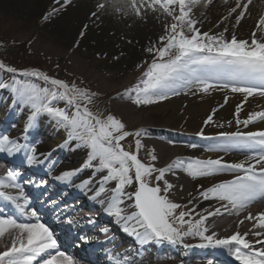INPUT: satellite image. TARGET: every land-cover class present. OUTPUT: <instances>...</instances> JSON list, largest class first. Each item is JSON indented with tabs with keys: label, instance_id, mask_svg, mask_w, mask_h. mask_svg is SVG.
Instances as JSON below:
<instances>
[{
	"label": "snow or ice",
	"instance_id": "obj_1",
	"mask_svg": "<svg viewBox=\"0 0 264 264\" xmlns=\"http://www.w3.org/2000/svg\"><path fill=\"white\" fill-rule=\"evenodd\" d=\"M200 2L201 0H105V3L97 5V11L111 4L117 12L124 15L131 12L138 18H144L145 12L154 11L172 20V23L165 25V35L159 38L162 46L147 49L149 53L154 52L151 63L142 71L138 82L125 90L124 95L136 105L154 104L168 99L170 95H179L181 91L195 95L197 92L227 89L232 93L245 94V101L253 94L264 97V36L257 38V34L253 32V38L249 42L237 39L235 35L231 39L226 38L227 28L215 34L201 32L197 27L199 21L194 18V7ZM68 3L70 0H64V4ZM240 7V0H236V7L229 9L228 16L223 17L221 22L236 13ZM243 7L247 9V4ZM92 15L96 16V13L93 12ZM244 15V11L236 15L237 24ZM257 27L264 30V17L257 22ZM0 73L11 74L6 81L0 78V90L10 92L11 107L26 108L29 112L21 138L0 133V153L9 158L22 155L29 167L44 165L51 158V153H39V142L29 140L28 134L36 126L38 118L47 115L66 134L59 147L75 142L76 147L87 150V158L81 168L62 171L53 179L72 185L73 178L84 168H93L94 174L106 173L100 177L95 188L88 187L92 183L91 179H85L75 184V187L81 191H91V198L97 200L104 207L105 213L120 222L122 230L135 237L141 245L153 242L158 245L164 242L175 245L182 243L187 236H198L206 241L198 247L235 244L238 247H235L231 255L240 264H264V247H254L246 239L247 233H235L222 239H216L215 234L206 235L208 229L204 222L209 216L219 214V208L208 212L207 216L200 215L195 220L190 218L191 210L177 212L182 206L169 199L173 185L165 179L166 173L174 174L175 169L184 171L193 179L229 174L231 179L215 182L203 189L200 192L203 199H215L222 202L221 207L231 206L236 210L243 209L258 199H264V130L220 132L215 137H206L201 129L198 136L218 141L208 151L228 153L240 150L250 154L236 162H228L222 156L215 159L176 157L165 167L156 168L151 163L142 162L136 152L126 150L121 143L129 135L142 136L143 129L130 133L113 115L104 116L99 111L90 110L89 105L96 93L79 87L75 82L68 83L37 70L20 71L4 63H0ZM18 76L23 78H17ZM39 81H43V84ZM225 100L227 101V97ZM61 103L64 104L63 107L58 106ZM240 110L241 106L238 105V126L242 123L247 128L257 120L264 121V111L252 112L247 119L240 121ZM215 111L213 109V113ZM212 121L213 116L209 115L204 124L208 125ZM135 147L138 152L141 148L140 139L135 140ZM189 147L195 148L197 145L191 144ZM156 159L155 155H151L152 161ZM51 168L52 165H49V175ZM153 174L157 182L154 185ZM20 177L21 173L12 166L0 176V200L14 206L27 219L29 198L21 185ZM160 181H163L162 187ZM112 182L114 187L109 188L108 185ZM45 184V181H40V185ZM129 186L135 188L134 192L126 190ZM6 189L16 190L15 194L5 191ZM106 193L108 195L105 199H100ZM126 201L132 203L126 204ZM51 203L55 205L56 202ZM36 216V210L32 209L31 217ZM247 218L253 219L251 214ZM256 219L258 223L254 227L264 228V213H258ZM67 222L72 223L70 219ZM89 223L92 221L89 220ZM9 229L16 230L19 235L13 236L11 246L0 251V264H73L72 257L64 252H49L57 249V240L39 219L35 222H20L11 214L5 216L3 208H0V237ZM254 234L264 236L260 232ZM256 243L264 245V239L257 240ZM44 254H47V258L38 260ZM108 254L112 264H121L119 255L111 256L110 251Z\"/></svg>",
	"mask_w": 264,
	"mask_h": 264
},
{
	"label": "bare ground",
	"instance_id": "obj_2",
	"mask_svg": "<svg viewBox=\"0 0 264 264\" xmlns=\"http://www.w3.org/2000/svg\"><path fill=\"white\" fill-rule=\"evenodd\" d=\"M13 6L21 7L27 6L29 10L39 12L43 9L45 5L51 4L53 0H8ZM235 0H201L200 4L194 7V18L199 20V23L203 21H213L209 23L208 29L206 24L197 25L201 32H209L210 34H215L218 32H223L225 28L228 31L225 33V37L231 39L232 35H235L237 39H243L251 41L253 38L252 34L255 32L257 38L264 36V30L255 27L254 30L246 29V26L251 22L256 23L264 17V0H242L243 4L247 3V9H245L244 19L242 23H239L240 27H234L236 25L235 17H229L225 20L222 28H213L217 19H221L228 14V7ZM100 3H105V0H70V3L64 4V0L60 1L57 5L51 6L49 9L53 10L57 14L66 12L65 15H60V21L54 23L56 33L54 36L59 39L63 36H68L66 39H73L74 51L83 50L89 57L92 54H102L104 62L102 68L105 73H108L110 81L112 83H117L120 78H124L121 81V88L128 86L132 83V78L138 73L140 67L137 66L144 65V63L150 58L152 53H149L147 49L157 46L156 40L163 35H165L164 24H170V18L160 12L147 11L144 13V18H138L134 13H129L124 15L122 12H117L111 4L103 9L97 11V5ZM48 7H45L47 9ZM58 8V9H57ZM242 10V9H241ZM143 11V10H142ZM54 12V13H55ZM95 12L96 16L92 13ZM57 14H53L57 15ZM161 14V15H160ZM65 19V20H63ZM80 22L86 23L88 27L79 28L78 31L75 30V26ZM99 23L98 27L96 26ZM228 23V24H227ZM75 24V26H73ZM230 25L232 28H229ZM96 26V27H95ZM213 28L210 30V28ZM234 27V28H233ZM243 28L244 33H241ZM83 32V36L81 33ZM244 34L237 35V34ZM70 36V37H69ZM113 74V75H112ZM117 75V78L114 77ZM106 76V74H103ZM113 76V77H112ZM191 92L185 94L181 91L179 95H170L166 100L159 101L154 104L147 106V109L153 110L146 115L140 116L133 122L132 129L138 130L143 129V135L138 137L141 141L140 154L138 158L144 163H151L156 168H162L168 165L176 157L182 158H194L195 153L192 151L195 148L208 150L209 147L214 146L218 141L208 140V141H189L191 140L189 136L196 135L201 129H203L204 135H209L210 137L217 136L220 132H228L231 130H220L217 133L213 128H199L196 124H191L192 121H198L202 116L207 114L209 111L215 109L216 111L212 114L216 115L219 121L225 120L233 116L237 118L236 109L237 106H241V110L238 114L239 119H247L248 115L252 112L264 111V97L258 94H253V96L248 97L245 101L243 93H232L227 89H213L208 93L197 92L193 97L190 98ZM186 99H185V98ZM227 97L228 106L231 107L232 112L228 110V107L220 108V105L226 101ZM245 105H242L243 103ZM114 107L120 109L121 111L126 108V104H121L119 100H116L113 104ZM233 114V115H232ZM7 110L0 113V118L2 119L3 126H0L1 130L7 129V125L10 123L8 119ZM125 119H133L131 113L125 114ZM46 119H42L41 124L34 127L29 134H32L36 129L42 130L45 128L47 133L52 138H57L58 129L57 126H52L49 122H45ZM47 121V120H46ZM25 124H23L22 131L24 130ZM3 127V128H2ZM36 128V129H35ZM264 130V121H255L249 124L247 128H238V131H257ZM12 135L13 138H21ZM208 137V136H206ZM64 140H57L55 144L58 146L63 144ZM195 144L197 147H189V145ZM39 153L48 154L51 156L56 155L62 156L61 150L66 149L67 163L63 165L69 169L81 168L84 161L87 158V151L82 148L76 147L75 142H71L66 147L55 148H42L37 146ZM222 156L224 160L228 162H236L245 159V156L250 153H245L240 150H233L228 153L224 152H212L208 156L204 157L206 159L211 158L212 155ZM151 155L156 156V160H151ZM6 156L0 153V157ZM143 159H142V158ZM213 159V158H212ZM13 164H21L20 156L15 158H10ZM41 169L39 167L33 166L27 168L25 172L21 175L27 177V181L31 180L32 183H27V185L36 183L38 173ZM6 171L0 170V176H3ZM106 173H95L93 168L82 169L73 180L77 181L79 184L85 179H91L92 183L88 186L89 189L95 188L100 177ZM155 174H153L152 183L153 185L157 182L154 179ZM231 175L222 174L212 177H198L193 179L187 175L184 171L180 169H175L173 172L166 173L165 179L173 185L170 190L169 199L175 203L180 204L183 208L182 210H191L192 220L198 219L200 215L207 216L208 212H214L217 208L220 209L219 214L209 216L204 222V226L207 227L208 231L206 235L215 234L216 239L226 238L235 233H240L244 235L247 233L246 239L254 247H264V245L257 244L256 241L264 239V236H256L254 233L260 232L264 233V228L255 226L258 221L256 219L258 213H264V199H258L245 208L236 210L228 207H221L222 202L215 199H203L200 192L209 187L215 182H219L224 179H231ZM161 187L163 186V181L159 182ZM65 186L58 185L52 194H59L62 201L68 200V198H74L75 196H81L82 200H75L71 203L66 204L61 209H57V214L60 217L68 216L72 223H68L63 229L70 232L72 235L63 232L57 239L66 244L69 248L74 245V242L79 240L83 235L90 237L89 244H93L97 247L105 245L104 259L100 258L96 254V248L92 247V252L90 254L87 247H82L81 250H75V252L83 257H91L96 262H102L104 264H112L109 256V251L111 256L119 255L121 258V264H214L211 259L216 257L217 260L221 261L222 264H234L231 262L230 257L225 252L226 249L231 252L234 251L237 245H228L222 247H198L201 243H206L202 241L198 236H187L184 238L182 243L169 244L164 242L162 244L150 243L147 245H141L135 237L125 233L122 228L123 225L118 222L114 217L108 216L104 207L97 201L92 199L93 193L91 191H81L80 189L74 187L73 191L67 196H62ZM109 188L114 187V182L108 185ZM43 188L39 191L34 190L32 187L28 188L27 191H31L33 194L38 195ZM128 192H134L135 188L129 186L126 189ZM5 191L12 192L15 194L14 189H6ZM101 196L100 199H105ZM54 200L55 205L52 204L49 207L50 210L56 209V205L60 204L61 201ZM5 203L4 201L0 200ZM132 201H126V204H131ZM44 209V206L42 207ZM91 208V210L87 209ZM95 208V209H93ZM81 211V215L78 213ZM101 212V213H100ZM100 213V214H99ZM83 214V215H82ZM251 214L253 219H248L247 217ZM85 215L89 216V219H85ZM51 219V217L49 216ZM189 219V217H186ZM89 220L92 223H89ZM242 222V223H241ZM110 223L111 226H109ZM77 225V226H76ZM98 229L99 235L94 236L93 233L96 231L93 226ZM105 225V226H104ZM106 230V231H103ZM110 230V232H109ZM19 235L16 230L9 229L5 232L4 236L0 237V251H5L6 247L11 246L13 236ZM87 237V238H88ZM70 239V240H69ZM102 240L98 242L97 240ZM69 241L71 246L66 243ZM188 245L189 247H185ZM52 253L54 249H51ZM233 256V255H232ZM47 254H44L39 259H45ZM234 257V256H233ZM235 258V257H234ZM35 264V262H34ZM236 264V263H235Z\"/></svg>",
	"mask_w": 264,
	"mask_h": 264
},
{
	"label": "rangeland",
	"instance_id": "obj_3",
	"mask_svg": "<svg viewBox=\"0 0 264 264\" xmlns=\"http://www.w3.org/2000/svg\"><path fill=\"white\" fill-rule=\"evenodd\" d=\"M234 2H236V0ZM57 4V0H53L51 4H48L47 6L45 5V7H48L47 9H45L44 7L43 9H40L39 12L35 13V11H30L27 6L23 5L21 7L20 2L19 6L17 7V5H11L8 0H0V57L4 60L2 63H4L5 65H13L18 69L22 68L25 65L38 67L39 69H41V72L48 75L49 77L64 80L68 83L75 82L79 87L89 89L91 92L96 93V96L93 97L92 103L89 105L90 110H92L93 112L99 111L100 113L102 111V114L104 116H107L108 114L113 115L125 125L126 131L134 133L136 130L132 129L131 124L135 122L136 119H138L140 116H142V114L146 115L149 112H153V110L141 109L140 107H137L138 105L133 103L131 99H128L126 101V108L122 111L113 106L116 100H119L121 104H123L122 102H125L123 101V96L126 87L121 88V81L124 78H120L117 83H112L110 81L111 76H108V73H105L104 69L101 67L104 62V58L101 56L102 54H92V56L89 57L83 50L74 51V42L72 38L66 39L68 36H63L59 39L58 37L54 36L53 33H56V30L54 29V23L60 21L59 24H61L62 21L60 15L66 14V12L57 14L58 11L56 13L55 11L49 9L51 6H55ZM240 4L241 7L237 9V12L233 13L229 17H236V15H238L240 11L245 12L243 2L240 1ZM233 7H236V3H232L231 5H229L227 10L229 11V9ZM53 14L57 15L53 16ZM226 16H228V14H226ZM241 20L239 23H242ZM221 21L222 18L219 20L217 19L212 27L222 28V26H224L222 25V23L225 20L223 22ZM212 22L213 21H210L209 23ZM170 23H172L171 18ZM209 23L202 20L197 25L206 24L208 29ZM239 23L237 24L236 22V25H234V27H240ZM98 25L99 23L96 26L98 27ZM165 25L166 24H164V27ZM73 26H75V24ZM228 26L229 28H232L230 25ZM75 27V30L78 31L79 28H85L88 27V25L86 23L80 22ZM255 27H257V24H253V22H251L250 24H248V26H246V29L254 30ZM209 28L210 30L213 29L211 27ZM241 33H244L243 28L241 30ZM241 33L237 35L243 36L244 34ZM156 43L157 47L162 46L160 44V40H156ZM153 55L154 52L150 55V58L144 63V65L141 66L140 72L132 78L133 86L138 82V78L141 76L142 71L147 67L149 63H151ZM103 74H106V76H104ZM10 75L11 74L0 73V78L6 81L8 80ZM114 77L117 78V75L114 74ZM17 78L23 77L18 76ZM39 83L43 84V81H39ZM1 96L5 97V99L7 97L11 98L10 92L7 90H0V97ZM193 96L194 95L191 94L190 98ZM10 101L7 104H4L2 108H7V113L11 111L14 113V115L11 116V118H15L14 122L11 124L13 127L18 124V121L20 122L22 118L20 114H25L28 112V110L26 108H21L18 106L11 107ZM245 104L246 103L244 102L242 105ZM58 106L63 107L64 104L61 103ZM222 107H228V110L232 112V109L230 106H228L227 101H224L220 105V108ZM212 112L213 110L202 116L198 121H192L190 123L196 124L197 126H199V128H206L211 125H216L217 127H219L217 129L224 130L231 129L232 127H244L242 123L238 126L236 122L237 118L234 119L233 116L223 121H219L216 116L212 114ZM126 113H131V117H133V119H129L127 121L125 119ZM28 114L25 117H27ZM209 115L213 116V121L208 125H205L204 121ZM43 116L47 117V115H42L41 117ZM243 120V118L240 119V121ZM13 132L14 131H11L10 134H12ZM7 134H9V132H7ZM65 138L66 135L61 130L60 140H65ZM197 138L199 137L190 136L191 140L189 141L194 142ZM136 139H138V137H136L135 135H129L123 141H121V143L126 150L136 152L137 156H139L140 150L137 152L135 147ZM43 147L50 148L51 146L45 145ZM195 153H197L200 158L206 156L205 152L195 151ZM180 210L182 209H178L177 211L179 212Z\"/></svg>",
	"mask_w": 264,
	"mask_h": 264
}]
</instances>
